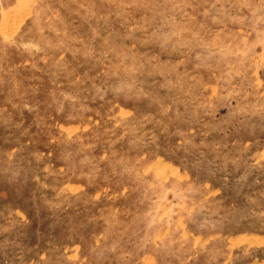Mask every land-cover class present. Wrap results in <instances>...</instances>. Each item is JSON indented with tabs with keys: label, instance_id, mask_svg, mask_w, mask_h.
Segmentation results:
<instances>
[{
	"label": "rangeland",
	"instance_id": "rangeland-1",
	"mask_svg": "<svg viewBox=\"0 0 264 264\" xmlns=\"http://www.w3.org/2000/svg\"><path fill=\"white\" fill-rule=\"evenodd\" d=\"M0 264H264V0H0Z\"/></svg>",
	"mask_w": 264,
	"mask_h": 264
}]
</instances>
